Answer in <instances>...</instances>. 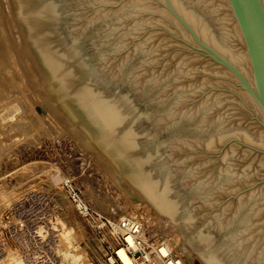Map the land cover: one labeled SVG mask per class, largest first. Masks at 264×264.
<instances>
[{"label":"water","instance_id":"water-1","mask_svg":"<svg viewBox=\"0 0 264 264\" xmlns=\"http://www.w3.org/2000/svg\"><path fill=\"white\" fill-rule=\"evenodd\" d=\"M88 128L201 264H264V0H15Z\"/></svg>","mask_w":264,"mask_h":264},{"label":"rangeland","instance_id":"rangeland-1","mask_svg":"<svg viewBox=\"0 0 264 264\" xmlns=\"http://www.w3.org/2000/svg\"><path fill=\"white\" fill-rule=\"evenodd\" d=\"M0 41L5 49L0 67H5L9 78L18 79L0 88L8 90L0 93L4 101L0 103V246L9 245L14 256L27 263L30 258L48 262L58 253L49 240L65 232L74 253L82 252L92 264H106L101 218L134 213L142 219L151 242L166 244L163 234L172 232L178 241L171 249L183 264H201L169 215L145 200L125 203L127 196L118 194L117 189L130 195L132 186L119 185L122 176L109 162L115 156L56 87L26 35L15 0H0ZM10 106L14 109H7ZM75 200L87 207L88 215L78 210ZM38 240L45 241L40 245Z\"/></svg>","mask_w":264,"mask_h":264},{"label":"bare ground","instance_id":"bare-ground-1","mask_svg":"<svg viewBox=\"0 0 264 264\" xmlns=\"http://www.w3.org/2000/svg\"><path fill=\"white\" fill-rule=\"evenodd\" d=\"M3 50H5L4 48H3V45H2V43H1V41H0V53H2V54H0V57H2V55L4 54L3 52H5V51H3ZM5 68V67H4ZM3 67H0V88H2V87H4V85H7V84H5V83H9L8 81L9 80H17L18 81V79L17 78H15V77H8L7 76V74H6V72H5V69H4ZM7 69V68H6ZM12 75H14L15 76V74L14 73H12ZM14 80V81H15ZM11 82V81H10ZM19 83V82H18ZM12 84H14L13 82H12ZM15 85H16V83H15ZM8 86V85H7ZM11 86V85H10ZM9 86V88H11ZM7 90V88L5 87L4 88V90L2 91L1 89H0V93L2 94V92H4V94L8 91H6ZM2 91V92H1ZM6 91V92H5ZM12 91V90H11ZM10 92V91H9ZM0 94V96H2ZM6 94H8V93H6ZM9 96H10V94H9ZM8 96V97H9ZM5 97H6V95H5ZM1 99V98H0ZM6 99V98H5ZM9 99V98H8ZM7 99V100H8ZM1 101L2 100H0V103H1ZM10 101V100H9ZM12 103V102H11ZM14 103V102H13ZM1 104H3L4 105V101H2V103ZM8 105V104H7ZM10 105V104H9ZM4 107V106H3ZM12 106H10V107H7V109L8 108H11ZM0 108H2V106L0 107ZM13 109H14V107H12ZM11 108V109H12ZM4 109H5V107H4ZM3 109V110H4ZM2 110V111H3ZM10 111V110H9ZM7 113H8V111H6ZM4 113H5V111H4ZM2 117V116H1ZM7 117V116H6ZM12 117V116H11ZM5 119V118H4ZM8 119H9V117H8ZM5 121V120H4ZM0 122H3V120L1 119V121ZM20 124V123H19ZM19 124H17V126H19ZM13 126H15V125H13ZM16 126V127H17ZM1 129V128H0ZM21 129H22V127H21ZM108 149V148H107ZM108 153L109 154H112L113 156H115V159L113 160V159H109V162H111L112 163V165H113V167H114V170H115V174H117V176H118V174L119 175H121L122 176V178H119L118 179V181H119V185L120 186H125V184L127 183V184H129L130 186H132V190H131V193H130V195L129 194H127V193H123L122 191H120L119 189H117V191H118V194H120V195H123L124 197H126L125 198V200H124V202L126 203V201H131L130 203H134V202H136L137 200H145L147 203H149L150 205L152 204V205H154L155 207H156V209H159L160 211H162V212H164V213H166L167 214V212L164 210V208L162 207V205L160 204V202L158 201V199L156 198V196L154 195V193L152 192V190L133 172V171H131L114 153H112L109 149H108ZM52 175V174H51ZM115 180V179H114ZM113 180V182H118L117 180H115L114 181ZM61 195V198H62V201L64 202V204H67V199H66V197H65V195L63 194V193H60ZM146 206V205H145ZM143 208H144V206H143ZM146 209V208H145ZM144 209V210H145ZM146 211H148V210H146ZM168 215V214H167ZM162 221V220H161ZM32 223V222H31ZM163 224L165 225V222H163ZM163 224H161V225H163ZM166 224H167V221H166ZM160 225V226H161ZM157 227H159V226H157ZM166 227H167V225H166ZM168 227H171L170 225H168ZM160 229V228H159ZM168 231H169V229H167ZM166 231V230H165ZM170 231H171V229H170ZM169 231V232H170ZM37 232V231H36ZM40 232V231H39ZM163 233H164V231H163ZM37 234H39V233H37ZM50 234H54V231H52ZM50 234H48V235H50ZM40 235V234H39ZM164 235V237L166 238V244H163L164 245V247H162L161 248V251L162 252H166V250L169 248V247H171V245H172V243L173 242H176V241H178L177 239V237H178V235H177V237L175 236V234L173 235L172 234V232L171 233H165V234H163ZM37 236V235H36ZM170 236H172V237H170ZM40 237V236H39ZM34 238V237H33ZM32 238V239H33ZM37 238V237H36ZM35 238V239H36ZM49 238V236L47 237V239ZM51 238H53V236H51ZM34 239V240H35ZM46 239V238H45ZM50 239V238H49ZM43 240V239H42ZM42 240H38L39 242L38 243H40V245L41 244H43V242L45 241H42ZM50 242V244L51 243H53V241H54V246L57 248V251L56 252H58L57 254H54V255H52L51 256V258H49L48 257V259H49V261L48 262H39L38 260L37 261H35L33 258V260L30 258L29 259V263H27V262H25L24 260H22V259H19V258H21V257H18L19 255V253H17V255L18 256H14V254L15 253H13V252H11L12 250H11V248H8V246L9 245H7V244H5V245H7V247L6 246H0V264H38V263H40V264H92L91 262H89V261H87V259H85V254H83L82 252H76V253H74V250L72 249L73 247H71V245H70V243H69V239H68V236H67V234L65 233V232H61V233H59L58 235H54V238H53V240H49ZM35 243H36V241H34ZM46 242H47V240H46ZM55 242H56V244H55ZM2 243H3V241H2ZM1 244V243H0ZM45 244V243H44ZM37 246V245H36ZM43 246V245H42ZM41 246V247H42ZM45 246V245H44ZM51 246H52V244H51ZM47 247V246H46ZM49 248V247H48ZM47 249V248H46ZM35 251V250H34ZM55 251V250H54ZM53 251V252H54ZM17 252V251H16ZM31 252H32V249H31ZM36 252H37V250H36ZM50 252V251H49ZM50 253H52V252H50ZM55 253V252H54ZM28 254V253H27ZM27 254H26V256H27ZM31 254H33V252L31 253ZM59 254H61V255H59ZM16 255V254H15ZM119 255H120V257H121V259L124 261V263L125 264H134V262H133V260L127 255V253L123 250V249H121L120 251H119ZM24 256V255H23ZM31 256H33V255H31ZM38 256V255H37ZM35 257H36V255H35ZM39 257V256H38ZM28 258V257H27ZM26 258V259H27ZM41 258V257H40ZM39 258V259H40ZM30 260H32V261H30ZM43 261V260H42Z\"/></svg>","mask_w":264,"mask_h":264},{"label":"built area","instance_id":"built-area-1","mask_svg":"<svg viewBox=\"0 0 264 264\" xmlns=\"http://www.w3.org/2000/svg\"><path fill=\"white\" fill-rule=\"evenodd\" d=\"M77 208L88 215L87 207L78 200ZM101 236L107 244L106 264H125L119 255L123 249L134 264H183L171 247L162 252L164 245L151 242V237L142 219L134 213L120 218H101ZM164 243V242H163Z\"/></svg>","mask_w":264,"mask_h":264}]
</instances>
